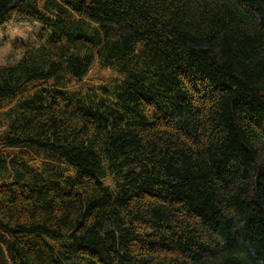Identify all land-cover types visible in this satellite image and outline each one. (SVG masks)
Returning <instances> with one entry per match:
<instances>
[{"label": "trees", "instance_id": "1", "mask_svg": "<svg viewBox=\"0 0 264 264\" xmlns=\"http://www.w3.org/2000/svg\"><path fill=\"white\" fill-rule=\"evenodd\" d=\"M15 19L39 38L0 66V264H264V0H0Z\"/></svg>", "mask_w": 264, "mask_h": 264}, {"label": "rangeland", "instance_id": "2", "mask_svg": "<svg viewBox=\"0 0 264 264\" xmlns=\"http://www.w3.org/2000/svg\"><path fill=\"white\" fill-rule=\"evenodd\" d=\"M39 38V25L34 22L12 20L0 28V66L11 65L16 62L24 46H37ZM111 70L99 68L96 63L93 64L84 80L94 86L101 84L112 85L113 80H117ZM11 104L0 105V130L3 129L6 120V111ZM106 185H111L109 179L105 180Z\"/></svg>", "mask_w": 264, "mask_h": 264}]
</instances>
